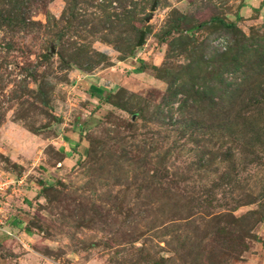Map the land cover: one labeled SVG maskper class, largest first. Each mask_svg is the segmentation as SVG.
Returning <instances> with one entry per match:
<instances>
[{
	"label": "rangeland",
	"instance_id": "1",
	"mask_svg": "<svg viewBox=\"0 0 264 264\" xmlns=\"http://www.w3.org/2000/svg\"><path fill=\"white\" fill-rule=\"evenodd\" d=\"M34 1L23 23L0 20V264H264V147L238 144L264 123V0H80L74 17H62L65 0ZM133 3L122 26L106 23ZM213 16L250 38L229 73L211 38L232 44V32L214 23L193 43L185 32ZM201 58L215 59L212 73ZM163 68L188 89L210 79L217 104L189 97L180 113L174 101L172 119L195 114L215 138L178 139L150 119Z\"/></svg>",
	"mask_w": 264,
	"mask_h": 264
},
{
	"label": "trees",
	"instance_id": "2",
	"mask_svg": "<svg viewBox=\"0 0 264 264\" xmlns=\"http://www.w3.org/2000/svg\"><path fill=\"white\" fill-rule=\"evenodd\" d=\"M7 5L9 6V8H7V6L3 9L2 7L0 8V20L2 21H6L8 23H12L15 21L16 24H20L24 22V17L22 15L23 12V8H28V6L34 1H30V0H26V5L25 4V0H5ZM38 1V0H35ZM34 1V3H36ZM115 1H121V0H101L100 3H104L107 5V7H111L112 3ZM80 0H65V8L63 10L62 13V17L68 15L70 17H74V12L76 10V7L79 5ZM39 3H44L43 0H39ZM137 3H133L131 5V8L126 10V12L122 15H115V17L113 15L112 19L110 17H108L107 19H105L106 23L109 22L111 27L113 25L116 26H122L123 22L127 21L129 18L133 17L132 13H134L135 11V7L137 6ZM76 16V15H75ZM109 16V14H108ZM184 18V16L182 14H179L175 19L171 20L170 22V30L171 32H179V20H182ZM132 22V21H131ZM217 23V27L216 29H226L229 30L230 32L233 33V36L235 35L236 38L233 39V42L231 44V42H229V40H227L228 38H226L227 36H225V34H217L215 36H213L211 39L216 40L214 41L215 44H217V46L219 45V47H217V49L214 51L216 54V59L218 61H220L221 65L224 66L223 70L224 72H222L221 74L224 73H229L231 71L234 70V67L236 65V61L238 60V57L240 55L244 56V55H248V52L250 51V47L245 43L246 41H248L250 38L245 36L243 34V32L237 27L236 23L233 21H225L224 18L218 17V16H213L211 17L209 20L207 21H202L199 22L198 24H195L191 27H189L188 29L185 30L186 34L188 35L187 38L188 40L193 43L195 41V37H194V33L195 31L202 29L205 26H211L212 24ZM215 29V30H216ZM220 33V32H219ZM220 37L225 38L226 43L225 44H219L218 43V39ZM228 41V42H227ZM219 48V49H218ZM252 50V49H251ZM264 53V52H263ZM239 54V55H237ZM201 61L204 63L205 68L209 69V72L205 71L204 73H212L211 69L214 67V62L215 59H202ZM190 64L187 63L184 65V67L182 69L185 68H190ZM234 66V67H233ZM138 70H142V66L138 67ZM221 70V71H223ZM164 73L163 78L165 80V82L167 83V88L164 92V94L161 96V100L160 102L155 106V109L153 110L152 116L150 119H156V121H158L159 123H162L164 125H166L167 128L169 130H177L178 132V136L177 138L180 139L182 137H189L186 140L188 141L189 139H191V141H193L194 143L197 144L196 142V136L195 133L197 131H204L203 133H205L207 136L209 135L210 137H214L215 138V131H216V127L212 128L207 126L203 121H199L196 118H193V115L195 114H191V117L189 119H184V120H179V119H172V113H173V107L172 104L174 101H178L179 104L176 107V110H178L180 113L183 112V108L185 109L188 98H192V100L196 103H201L202 105L205 104L207 107H214L217 102H215V100L210 97L208 95V82L210 81V79H208L207 81L203 82V84L201 83L199 84H192L191 87L188 89L185 87V84L183 83L184 81L178 80L179 79V74L175 73V71H172L171 69L169 70V68H163L162 69ZM220 72V71H219ZM161 77V76H160ZM166 77V78H165ZM197 79V78H196ZM96 91V88H94ZM99 93V91H97ZM100 94V93H99ZM178 94H180V98L178 97ZM104 101L106 102H110L112 94H106L104 95ZM102 95L99 96V99H103L102 97H104ZM123 98V97H122ZM129 98V97H128ZM260 103L264 102V95L262 96L261 99L257 100ZM128 99L125 101L124 99H119V101L116 102H111L112 104L118 106V107H126V105L128 104ZM201 105V106H202ZM131 106V105H130ZM129 106V107H130ZM134 106V105H132ZM207 107H203L201 109H205L208 110L209 108ZM140 111L142 110V108H138ZM212 109H209V111H211ZM202 113V110H201ZM81 125H83V122L81 123ZM229 123H223L221 124V127L223 129H228L229 128ZM249 131H247L250 135L251 138L245 139V141L243 143H238L241 144L242 146V150L245 147H249V149L253 150V147L258 146V147H264V123H261L259 125L257 124H249ZM219 129V128H218ZM82 130V129H81ZM81 130L80 132H78V139H75L74 137H72L70 140L75 143L74 145V149L78 146V141L79 139H81L82 134H81ZM83 133V132H82ZM246 133V132H245ZM204 134V135H205ZM221 138H219L220 140ZM87 140V139H86ZM88 143V142H87ZM245 143V144H244ZM182 146V145H181ZM90 144L86 147V154H89L91 149H90ZM241 149V148H239ZM241 150V151H242ZM231 152V150L227 151L224 153L225 156H229L228 154ZM253 152V151H251ZM148 153V152H146ZM257 158V156H253V158ZM199 160L196 162V167H200V166H204V165H208L214 158L213 155L211 154V157L206 158L205 160H203V156L202 158L199 157ZM225 160V158H224ZM252 161V160H251ZM54 183L50 182V181H46V182H42L41 183V187L39 192L44 189L46 186L51 187ZM39 187V186H38ZM205 204L207 205H212V201L207 199L205 200ZM199 205L200 202H199ZM204 205V204H202ZM25 231L28 234L32 233V230H30L28 227H25Z\"/></svg>",
	"mask_w": 264,
	"mask_h": 264
},
{
	"label": "crops",
	"instance_id": "3",
	"mask_svg": "<svg viewBox=\"0 0 264 264\" xmlns=\"http://www.w3.org/2000/svg\"><path fill=\"white\" fill-rule=\"evenodd\" d=\"M122 75V74H121ZM111 77V76H110ZM111 81H112V83H114V81H113V79H112V77H111ZM90 86H89V88H91V87H94V88H96V91H99V92H101V91H103V88H101L100 86H97V85H94V84H89ZM91 93V92H90ZM99 96H100V94H99ZM98 99H99V97H98ZM74 134V136L72 135L71 136V138L72 137H74L75 139H78V134L75 132V133H73ZM70 138V139H71ZM24 218L25 217H19V220H16V221H14V222H12V223H19V224H22L23 223V220H24ZM6 221V220H5ZM6 223V222H5ZM8 228H10V226L9 225H6L5 224V226H4V228L3 229H8Z\"/></svg>",
	"mask_w": 264,
	"mask_h": 264
},
{
	"label": "built area",
	"instance_id": "4",
	"mask_svg": "<svg viewBox=\"0 0 264 264\" xmlns=\"http://www.w3.org/2000/svg\"><path fill=\"white\" fill-rule=\"evenodd\" d=\"M218 43L219 44H225L226 43L225 38L220 37L218 39ZM2 186H3V182L0 184V189H2ZM4 225H5V220L0 216V229L4 228Z\"/></svg>",
	"mask_w": 264,
	"mask_h": 264
},
{
	"label": "water",
	"instance_id": "5",
	"mask_svg": "<svg viewBox=\"0 0 264 264\" xmlns=\"http://www.w3.org/2000/svg\"><path fill=\"white\" fill-rule=\"evenodd\" d=\"M141 42H142V36H141V38H140V40H139L138 44H141Z\"/></svg>",
	"mask_w": 264,
	"mask_h": 264
}]
</instances>
